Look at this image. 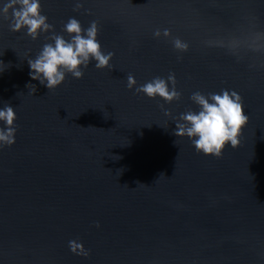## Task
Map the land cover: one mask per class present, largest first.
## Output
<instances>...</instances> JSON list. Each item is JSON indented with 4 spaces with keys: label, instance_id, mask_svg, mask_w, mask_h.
<instances>
[{
    "label": "water",
    "instance_id": "obj_1",
    "mask_svg": "<svg viewBox=\"0 0 264 264\" xmlns=\"http://www.w3.org/2000/svg\"><path fill=\"white\" fill-rule=\"evenodd\" d=\"M80 4L42 11L56 32L69 17L97 21L114 55L51 90L27 62L48 33L0 15V107L17 112L15 143L0 147V264H264V0ZM129 74L136 86L174 74L181 96L149 98ZM224 88L249 121L238 146L205 155L173 117L196 107L193 92Z\"/></svg>",
    "mask_w": 264,
    "mask_h": 264
},
{
    "label": "clouds",
    "instance_id": "obj_2",
    "mask_svg": "<svg viewBox=\"0 0 264 264\" xmlns=\"http://www.w3.org/2000/svg\"><path fill=\"white\" fill-rule=\"evenodd\" d=\"M79 6L80 0H77V7ZM0 15L10 19L11 30L23 31L33 39L38 38L41 33H48L50 38H46L40 50L35 56L28 57L27 62L29 76L49 90L59 86L69 73L75 78H81L84 75V68L92 61H95L94 66L97 68L109 66L114 55L112 51L103 49L98 39L99 27L95 20L85 28L78 18L69 17L61 32L54 31L55 26L42 11V0H0ZM65 33L68 36H65ZM168 33L169 30L164 29V34ZM154 35L160 36V29H156ZM174 46L185 50L188 48L187 42L181 41L180 38L174 40ZM127 80L129 88L135 86V91L149 98L159 96L170 103L181 96L174 86V74L166 78L156 76L138 86L134 75L129 74ZM36 90L33 89V93ZM190 98L196 107L173 117L176 125L173 133L176 136L186 135L197 152L209 156L219 157L223 155L226 147L235 148L239 145L249 115L245 111L246 106L240 94L235 89L224 88L219 92L207 94L195 91ZM16 119L17 112L11 103H5L0 107V147L15 143ZM69 245L74 252L79 247L78 254H88L82 243L77 244L76 241L70 240Z\"/></svg>",
    "mask_w": 264,
    "mask_h": 264
}]
</instances>
